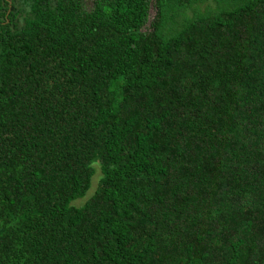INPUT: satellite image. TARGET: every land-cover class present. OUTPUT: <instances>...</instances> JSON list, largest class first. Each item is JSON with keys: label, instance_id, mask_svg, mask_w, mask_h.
Returning a JSON list of instances; mask_svg holds the SVG:
<instances>
[{"label": "trees", "instance_id": "1", "mask_svg": "<svg viewBox=\"0 0 264 264\" xmlns=\"http://www.w3.org/2000/svg\"><path fill=\"white\" fill-rule=\"evenodd\" d=\"M91 3L0 0V264H264V0Z\"/></svg>", "mask_w": 264, "mask_h": 264}, {"label": "rangeland", "instance_id": "2", "mask_svg": "<svg viewBox=\"0 0 264 264\" xmlns=\"http://www.w3.org/2000/svg\"><path fill=\"white\" fill-rule=\"evenodd\" d=\"M85 2H86V5H88V7H91V6H92L91 0H85ZM204 6H205V4H204V5H200V6H199V9H203ZM154 14H155V8L153 7V8L151 9V17H153ZM96 164H97V163H96ZM93 168L96 170V173H95V175H94V176L92 177V179H91V188H90V190H88L87 193H86L84 196L75 199V200L72 202V204H75V205H76V203H79V201H83V202H84V201L87 200V199L93 194V192L95 191V189H96V187H97V184H98V179H99V177L101 176V172H100V170H99V168H98L97 165L93 164ZM83 202H82V203H83ZM80 205H81V204H80ZM80 205H79V206H80Z\"/></svg>", "mask_w": 264, "mask_h": 264}]
</instances>
